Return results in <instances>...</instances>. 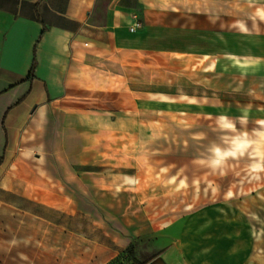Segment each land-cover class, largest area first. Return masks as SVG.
Wrapping results in <instances>:
<instances>
[{"label":"rangeland","instance_id":"1","mask_svg":"<svg viewBox=\"0 0 264 264\" xmlns=\"http://www.w3.org/2000/svg\"><path fill=\"white\" fill-rule=\"evenodd\" d=\"M129 5L142 24L129 31L141 36L129 42L130 81L144 90L131 84L99 92V101L145 118L122 124L140 130L139 154L130 146L123 160L135 165L129 173L137 187L129 192L141 198H102L110 214L91 198H74L67 179L72 185L61 186V264H101L109 257L100 251L105 244L113 246V256L103 264L157 258L164 264H264V173L253 178L247 156L215 171L199 163L220 143L218 117L231 118L233 134L247 131L250 139L264 122V97L250 90L255 81L249 75L250 60L264 44V21L257 16L264 0ZM245 113L242 126L236 118ZM54 174L50 194L58 189Z\"/></svg>","mask_w":264,"mask_h":264},{"label":"crops","instance_id":"2","mask_svg":"<svg viewBox=\"0 0 264 264\" xmlns=\"http://www.w3.org/2000/svg\"><path fill=\"white\" fill-rule=\"evenodd\" d=\"M133 23L129 0H0V264H61L67 179L74 198L110 214L102 198H141L123 160L139 152L140 130L122 124L145 118L99 101L144 90L130 81ZM253 59L250 90L264 97V44Z\"/></svg>","mask_w":264,"mask_h":264},{"label":"clouds","instance_id":"3","mask_svg":"<svg viewBox=\"0 0 264 264\" xmlns=\"http://www.w3.org/2000/svg\"><path fill=\"white\" fill-rule=\"evenodd\" d=\"M260 21H264V10H257ZM243 27V25H242ZM242 126L248 122L247 113L236 118ZM261 127L254 129L249 137L247 131L236 133V123L228 116H220L217 120L220 143H213L207 150V157L199 163L206 164L213 171L222 169L229 159H239L247 156L250 163L248 171L255 179L264 173V122H258ZM255 146V147H254ZM251 149V150H250Z\"/></svg>","mask_w":264,"mask_h":264},{"label":"built area","instance_id":"4","mask_svg":"<svg viewBox=\"0 0 264 264\" xmlns=\"http://www.w3.org/2000/svg\"><path fill=\"white\" fill-rule=\"evenodd\" d=\"M142 27L141 21L135 17L134 23L130 27L131 31H136L137 29H140Z\"/></svg>","mask_w":264,"mask_h":264},{"label":"water","instance_id":"5","mask_svg":"<svg viewBox=\"0 0 264 264\" xmlns=\"http://www.w3.org/2000/svg\"><path fill=\"white\" fill-rule=\"evenodd\" d=\"M151 264H164L160 258H157L151 262Z\"/></svg>","mask_w":264,"mask_h":264}]
</instances>
